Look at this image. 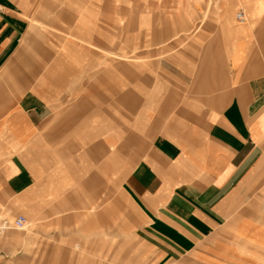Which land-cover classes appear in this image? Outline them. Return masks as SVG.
<instances>
[{
	"label": "crops",
	"instance_id": "obj_1",
	"mask_svg": "<svg viewBox=\"0 0 264 264\" xmlns=\"http://www.w3.org/2000/svg\"><path fill=\"white\" fill-rule=\"evenodd\" d=\"M260 1L0 0V264H264Z\"/></svg>",
	"mask_w": 264,
	"mask_h": 264
},
{
	"label": "rangeland",
	"instance_id": "obj_2",
	"mask_svg": "<svg viewBox=\"0 0 264 264\" xmlns=\"http://www.w3.org/2000/svg\"><path fill=\"white\" fill-rule=\"evenodd\" d=\"M38 2L40 5V11L44 14H56L57 12L61 11L64 5V0H34ZM251 3H253L251 1ZM254 6V5H253ZM260 6L264 8V0L260 1ZM104 11L110 13V8H104ZM119 17L122 22L126 21V17L128 15V5L127 0H119ZM132 11V8H131ZM237 11V10H236ZM125 24V23H124ZM120 26H122L120 24ZM256 34V44L257 48L259 49L260 54L264 60V18L259 20L255 30Z\"/></svg>",
	"mask_w": 264,
	"mask_h": 264
},
{
	"label": "built area",
	"instance_id": "obj_3",
	"mask_svg": "<svg viewBox=\"0 0 264 264\" xmlns=\"http://www.w3.org/2000/svg\"><path fill=\"white\" fill-rule=\"evenodd\" d=\"M236 18L238 21L243 22L244 21V14L242 11L237 13ZM26 225V219L23 216H18L15 220L9 221V220H2L0 222V236L4 234V232L7 229H22Z\"/></svg>",
	"mask_w": 264,
	"mask_h": 264
},
{
	"label": "bare ground",
	"instance_id": "obj_4",
	"mask_svg": "<svg viewBox=\"0 0 264 264\" xmlns=\"http://www.w3.org/2000/svg\"><path fill=\"white\" fill-rule=\"evenodd\" d=\"M242 13H243V11H242ZM243 14H244V13H243ZM243 22H245V15H244V21H243ZM243 22H242V23H243Z\"/></svg>",
	"mask_w": 264,
	"mask_h": 264
}]
</instances>
